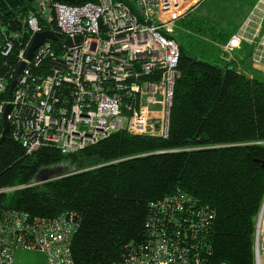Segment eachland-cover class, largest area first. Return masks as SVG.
<instances>
[{
    "label": "built area",
    "instance_id": "built-area-1",
    "mask_svg": "<svg viewBox=\"0 0 264 264\" xmlns=\"http://www.w3.org/2000/svg\"><path fill=\"white\" fill-rule=\"evenodd\" d=\"M201 0H113L69 6L34 0L24 20L29 37L7 67L16 34L0 32V133L3 113L10 134L28 153L53 146L62 154L95 145L109 135L166 139L174 89L180 78L176 23ZM40 25L44 28L40 29ZM59 36V51L46 40L26 59L36 33ZM253 47L251 62L264 68V0H258L239 29L223 44V55ZM26 67L11 98L4 100L19 64ZM264 145V143H262ZM147 239L113 264H213L210 232L214 211L176 191L151 203ZM77 224L66 214L32 218L0 209V264H14L17 250L38 251L46 264H74L71 241ZM253 264H264V196L253 228Z\"/></svg>",
    "mask_w": 264,
    "mask_h": 264
},
{
    "label": "trees",
    "instance_id": "trees-1",
    "mask_svg": "<svg viewBox=\"0 0 264 264\" xmlns=\"http://www.w3.org/2000/svg\"><path fill=\"white\" fill-rule=\"evenodd\" d=\"M33 1L0 0V32L20 36L3 60L7 67L29 37L24 20ZM113 1L136 13L128 0ZM193 23L200 33L203 25ZM219 38L221 45L228 40ZM178 47L180 78L166 139L120 131L74 153L49 145L28 153L9 132L0 143V209L32 218L72 216L74 264H113L146 241L147 220L156 212L151 203L179 190L215 213L211 262L253 264V228L264 196V79L244 74L237 59L222 54L218 66ZM2 98L8 100L7 93ZM63 164L72 171L36 182L41 169Z\"/></svg>",
    "mask_w": 264,
    "mask_h": 264
},
{
    "label": "rangeland",
    "instance_id": "rangeland-1",
    "mask_svg": "<svg viewBox=\"0 0 264 264\" xmlns=\"http://www.w3.org/2000/svg\"><path fill=\"white\" fill-rule=\"evenodd\" d=\"M224 1L227 2L219 5L214 4V1L205 2L197 8L194 14L187 15L185 23L197 21L198 17L202 18L200 24L203 27L200 33H195V30L187 32L183 25V28H178L175 31L176 42L183 46L189 56L218 66H222L223 63L220 50L222 41L219 37L229 38L236 32L237 26L242 21L239 18L243 17L247 10L246 2L254 0ZM238 53L239 51L235 50L230 53V56L236 57ZM228 56L226 55V57ZM258 77L264 79V76L258 75ZM71 171L69 166L63 164L50 168L47 176L51 178ZM36 182L40 183L42 180H36ZM14 264H46V259L38 251L17 250L14 253Z\"/></svg>",
    "mask_w": 264,
    "mask_h": 264
},
{
    "label": "water",
    "instance_id": "water-1",
    "mask_svg": "<svg viewBox=\"0 0 264 264\" xmlns=\"http://www.w3.org/2000/svg\"><path fill=\"white\" fill-rule=\"evenodd\" d=\"M46 40H49V41H57V37L52 33V32H49V31H43V32H39V33H36L32 40H31V43L26 51V55H25V58L26 59H30L33 52L39 47L41 46ZM26 65L24 62H22L21 64H19L18 66V69L16 71V74L14 76V78L12 79V81L10 82L9 86H8V90H7V97L8 99L11 98V95H12V91H13V88L16 84V82L19 80V78L21 77L22 75V72L23 70L25 69ZM10 110H11V105L10 104H7L6 107H5V110H4V113H3V122H2V131L0 133V143L6 138L7 134L9 133V130H10V124H9V121H8V115L10 113ZM261 163V166L264 168V162H260ZM50 172V169L48 168H44V169H41L36 177H35V180H42V182H46L48 181L50 178H48L47 174ZM40 182V183H42Z\"/></svg>",
    "mask_w": 264,
    "mask_h": 264
},
{
    "label": "crops",
    "instance_id": "crops-1",
    "mask_svg": "<svg viewBox=\"0 0 264 264\" xmlns=\"http://www.w3.org/2000/svg\"><path fill=\"white\" fill-rule=\"evenodd\" d=\"M257 1L258 0H256V1H247L246 2V8H247V10H246V12H245V14H244V16L242 17V16H240V18L239 19H242V21L240 22L241 24H242V22L244 21V19H245V17L247 16V14L251 11V9L253 8V6L257 3ZM205 2H208V1H203V0H201V1H199L198 2V4L196 5V7L190 12L191 14H194L196 11H197V8L198 7H200L202 4H204ZM223 2H227V1H214V4H216V5H219V4H223ZM189 13V14H190ZM186 18H187V16H186ZM186 18L185 19H183V20H180V21H178L177 23H176V28H175V31H176V29H178V28H183V26H184V28L186 29L185 31H191V30H194L195 29V27H194V23L193 22H191V23H193V24H191V23H188L189 25H186V27H185V25H184V22H185V20H186ZM194 21H196V20H194ZM197 21L199 22V23H201L202 22V18L201 17H198L197 18ZM241 24H239L238 26H237V29H236V31L239 29V27L241 26ZM183 25V26H182ZM191 27V28H190ZM195 33H199V32H195ZM233 35V34H232ZM231 35V36H232ZM174 37H175V33H174V35H173ZM230 36V37H231ZM229 37V38H230ZM228 38V39H229ZM174 40L176 41V39L174 38ZM178 45H181V44H179L178 42H176ZM226 43V42H225ZM250 49V52H249V55H247V53H246V50L247 49ZM237 51H239V53H238V55L235 57V56H232L233 58H234V60H236L237 59V61H238V65H239V67H240V69L242 70V72H244V74H246L247 76H251L252 77V75H261V76H264V68H262V67H257V66H254L253 64H252V62H251V54H252V51H253V47H251L250 45H248V44H242V46H241V48L240 49H238ZM241 63V64H240Z\"/></svg>",
    "mask_w": 264,
    "mask_h": 264
}]
</instances>
